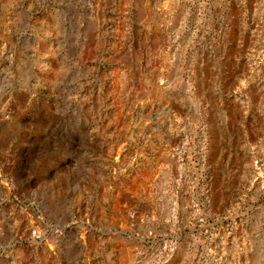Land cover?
I'll return each mask as SVG.
<instances>
[{
    "label": "rangeland",
    "instance_id": "rangeland-1",
    "mask_svg": "<svg viewBox=\"0 0 264 264\" xmlns=\"http://www.w3.org/2000/svg\"><path fill=\"white\" fill-rule=\"evenodd\" d=\"M0 264H264V0H0Z\"/></svg>",
    "mask_w": 264,
    "mask_h": 264
}]
</instances>
